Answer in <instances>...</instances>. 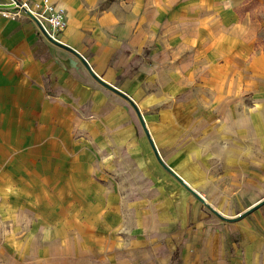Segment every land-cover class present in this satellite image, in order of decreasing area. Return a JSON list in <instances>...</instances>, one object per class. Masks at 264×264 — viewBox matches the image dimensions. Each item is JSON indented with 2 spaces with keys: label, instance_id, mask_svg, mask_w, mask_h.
Segmentation results:
<instances>
[{
  "label": "rangeland",
  "instance_id": "obj_1",
  "mask_svg": "<svg viewBox=\"0 0 264 264\" xmlns=\"http://www.w3.org/2000/svg\"><path fill=\"white\" fill-rule=\"evenodd\" d=\"M1 12L27 18L16 9ZM109 92L94 95L93 110L70 111L63 128L50 127L40 113L36 133L22 127L20 149L0 146V264L29 249L44 264L47 240L85 251L87 264L119 263L131 251L147 254L140 264H177L175 248L196 247L209 226L235 246L239 222L264 237V205L240 221H221L158 164L133 107ZM125 95L161 161L211 209L236 219L264 199V158L250 157L248 146L242 157L237 143L220 135L223 114L239 112L213 109L214 96L198 87L165 99L145 90L135 100ZM256 147L264 153V143Z\"/></svg>",
  "mask_w": 264,
  "mask_h": 264
},
{
  "label": "crops",
  "instance_id": "obj_2",
  "mask_svg": "<svg viewBox=\"0 0 264 264\" xmlns=\"http://www.w3.org/2000/svg\"><path fill=\"white\" fill-rule=\"evenodd\" d=\"M50 1L65 10L61 43L105 83L133 100L144 90L165 99L187 88L204 89L218 103L213 109L239 112L223 114V140H234L242 157L248 146L250 157L264 158L256 147L264 143V0H113L105 8L101 0ZM6 6L0 3V146L20 149L22 127L36 133L40 113L50 127L63 128L70 111L93 110L94 95L109 90L29 18H5ZM232 232L238 234L236 246L209 226L196 247L175 248L177 264H260L261 231L239 222ZM52 243L45 242L44 264H87L85 251L76 254ZM145 256L131 251L113 264H140ZM11 263L39 264L38 255L29 249L14 254Z\"/></svg>",
  "mask_w": 264,
  "mask_h": 264
},
{
  "label": "water",
  "instance_id": "obj_3",
  "mask_svg": "<svg viewBox=\"0 0 264 264\" xmlns=\"http://www.w3.org/2000/svg\"><path fill=\"white\" fill-rule=\"evenodd\" d=\"M7 7V6H6ZM1 8V7H0ZM26 16L36 25L37 29L42 33V35L45 37L46 40H48L51 44H53L54 46H57L69 53H71L72 55H74L81 63L82 65L85 67V69L87 70V72L89 73V75L102 87H104L105 89L111 91L112 93L122 97L124 100H126L135 110L138 120L141 124V127L144 130V133L146 134V136L149 139V144L151 146V149L154 153L155 159L157 160L158 164L170 175L172 176L189 194H191L199 203H201L202 205H204L205 207H207L212 214H214L217 218H219L221 221L226 222V223H234L237 221L242 220L243 218H245L246 216H248L249 214H251L253 211L259 209L260 207H262L264 205V199L257 203L254 207H252L250 210H248L247 212H245L244 214H242L241 216H239L236 219H226L224 217H222L220 214H218L216 211H214L213 209H211L207 204H205L203 198H201L194 190H192L191 188H189L175 173H173L160 159L157 149L155 148L153 142L151 141V139L149 138V134L145 128L143 119L137 109V107L135 106V104L132 102L131 99H129L125 94H123L122 92L118 91L117 89H115L114 87L108 85L107 83H105L101 78H99L91 69V67L89 66V64L87 63V61L80 55L78 54L75 50L71 49L70 47L56 42L54 40H52L43 30L42 26L37 22V20H35L33 18V16H31L28 12L26 13Z\"/></svg>",
  "mask_w": 264,
  "mask_h": 264
},
{
  "label": "built area",
  "instance_id": "obj_4",
  "mask_svg": "<svg viewBox=\"0 0 264 264\" xmlns=\"http://www.w3.org/2000/svg\"><path fill=\"white\" fill-rule=\"evenodd\" d=\"M9 9L19 10L25 16L28 12L37 20L52 40L61 43L64 30L67 26L64 8L57 6L50 0H10V4L3 10ZM2 14L5 15V12ZM39 33L42 35L40 31Z\"/></svg>",
  "mask_w": 264,
  "mask_h": 264
},
{
  "label": "trees",
  "instance_id": "obj_5",
  "mask_svg": "<svg viewBox=\"0 0 264 264\" xmlns=\"http://www.w3.org/2000/svg\"><path fill=\"white\" fill-rule=\"evenodd\" d=\"M176 252H178V250H176ZM176 252H175V255L177 254Z\"/></svg>",
  "mask_w": 264,
  "mask_h": 264
}]
</instances>
